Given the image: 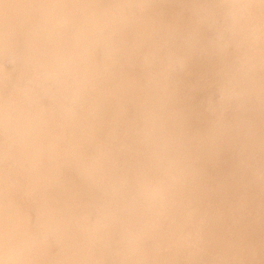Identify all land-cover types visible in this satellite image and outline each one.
<instances>
[{
    "label": "clouds",
    "instance_id": "obj_1",
    "mask_svg": "<svg viewBox=\"0 0 264 264\" xmlns=\"http://www.w3.org/2000/svg\"><path fill=\"white\" fill-rule=\"evenodd\" d=\"M0 264H264V0L4 2Z\"/></svg>",
    "mask_w": 264,
    "mask_h": 264
},
{
    "label": "bare ground",
    "instance_id": "obj_2",
    "mask_svg": "<svg viewBox=\"0 0 264 264\" xmlns=\"http://www.w3.org/2000/svg\"><path fill=\"white\" fill-rule=\"evenodd\" d=\"M9 3V4H22L30 2V0H0V23L3 22V3Z\"/></svg>",
    "mask_w": 264,
    "mask_h": 264
}]
</instances>
